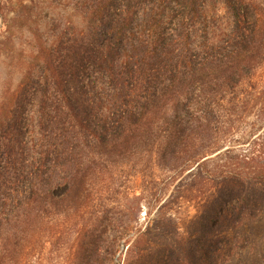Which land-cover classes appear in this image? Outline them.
<instances>
[{"label": "trees", "instance_id": "16d2710c", "mask_svg": "<svg viewBox=\"0 0 264 264\" xmlns=\"http://www.w3.org/2000/svg\"><path fill=\"white\" fill-rule=\"evenodd\" d=\"M221 1L231 25L215 34L200 27L206 0H79L80 26L45 47L44 74L0 101V264H28L37 233L65 239L78 264L109 262L106 231L128 226L135 167L154 196L175 179L191 199L214 187L180 264H207L210 239L250 221L264 200V131L224 143L237 117L264 123V82L245 92L264 63V0Z\"/></svg>", "mask_w": 264, "mask_h": 264}, {"label": "rangeland", "instance_id": "374dc122", "mask_svg": "<svg viewBox=\"0 0 264 264\" xmlns=\"http://www.w3.org/2000/svg\"><path fill=\"white\" fill-rule=\"evenodd\" d=\"M80 14L79 0H0V101L23 77L44 74L41 57L45 47L63 34L70 21L78 28ZM202 17L200 27L206 25L215 34L231 25L230 14L221 0H206ZM262 82L264 63L254 73L245 92L255 93ZM27 107V129L32 137L36 132L35 107L33 103ZM263 125L252 113L237 117L231 131L225 134L224 147L231 145L235 150L244 147L243 141L263 132ZM127 174L124 185L129 193L128 200H131L126 201L125 208H120V215L128 216L130 220L128 226L119 231L112 229L111 235L106 231L103 243L113 238L116 249L106 264H180L176 252L188 247L191 237L198 233L201 216L208 207L214 187L198 196L199 199H191V190L177 189L175 179L168 185L164 182L156 185L154 196L152 191L143 193L145 184L137 167ZM222 186L241 189L232 181ZM156 197L160 198L155 200ZM163 202H167L165 214L155 218L154 211ZM261 203L260 208L259 205L253 207L250 221L238 234L231 229L222 230L210 239L205 245L207 264H223L225 260L226 264H264V200ZM116 212L117 209L112 212L115 218L118 217ZM37 234L40 236L33 237L34 248L28 256V264H78L65 239L61 237L56 243V235Z\"/></svg>", "mask_w": 264, "mask_h": 264}]
</instances>
